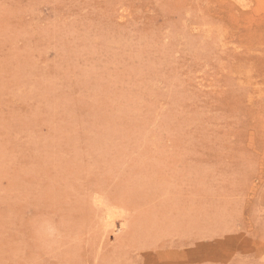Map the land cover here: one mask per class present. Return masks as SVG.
<instances>
[{"label":"rangeland","instance_id":"374dc122","mask_svg":"<svg viewBox=\"0 0 264 264\" xmlns=\"http://www.w3.org/2000/svg\"><path fill=\"white\" fill-rule=\"evenodd\" d=\"M0 264H264V0H0Z\"/></svg>","mask_w":264,"mask_h":264},{"label":"bare ground","instance_id":"6f19581e","mask_svg":"<svg viewBox=\"0 0 264 264\" xmlns=\"http://www.w3.org/2000/svg\"><path fill=\"white\" fill-rule=\"evenodd\" d=\"M103 207H104V206H103ZM107 210H108V209H107ZM111 211H113V210L111 209ZM111 211L108 210L109 213H111ZM111 214H112V213H111ZM109 215H110V214H109ZM112 215H113V214H112ZM116 216H117V215H116ZM105 217H106V216H105ZM117 217H118V216H117ZM107 218H109V217L107 216ZM107 218H106V219H107ZM115 219H116V218H115ZM109 222H110V218H109ZM111 222H112V221H111ZM108 224H110V223H108ZM118 224H120V223H118ZM118 224L115 225L116 228H117V225H118ZM113 225H114V224H113ZM109 226H112V224L109 225ZM109 226H108V227H109ZM105 228H106V227H105ZM113 229H114V228H113Z\"/></svg>","mask_w":264,"mask_h":264}]
</instances>
